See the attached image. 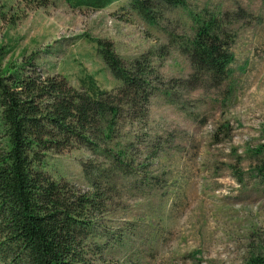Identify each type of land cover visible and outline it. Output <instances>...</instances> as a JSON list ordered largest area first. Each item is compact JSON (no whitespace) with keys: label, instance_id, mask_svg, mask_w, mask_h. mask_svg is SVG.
Returning a JSON list of instances; mask_svg holds the SVG:
<instances>
[{"label":"rangeland","instance_id":"374dc122","mask_svg":"<svg viewBox=\"0 0 264 264\" xmlns=\"http://www.w3.org/2000/svg\"><path fill=\"white\" fill-rule=\"evenodd\" d=\"M167 8L152 24L127 0L102 9L65 0H0L4 60L32 54L38 69L76 86L87 75L102 89L118 84L96 52V39L111 41L128 60L153 53L158 79L147 117L126 122L117 138H129L123 143L138 168L127 177L113 174L93 240L101 248L89 264H243L264 253V184L253 171L260 158L253 152L264 140L263 0H185L184 7ZM205 11L223 19L233 37L219 84L193 70L173 44L192 35L193 16ZM93 159L78 149L50 159L46 168L87 190L81 161Z\"/></svg>","mask_w":264,"mask_h":264},{"label":"trees","instance_id":"16d2710c","mask_svg":"<svg viewBox=\"0 0 264 264\" xmlns=\"http://www.w3.org/2000/svg\"><path fill=\"white\" fill-rule=\"evenodd\" d=\"M65 1L73 7L102 9L115 0ZM127 3L152 24L164 19L165 6L172 7L167 10L185 6V0ZM204 14L193 16L191 36L175 39L173 44L188 58L193 70L219 84L231 61L233 37L223 19L207 11ZM95 42L105 68L118 81L113 89L99 88L91 75L76 86L60 73L38 69L32 54L19 62L6 61L5 50L0 47L3 264H89L96 248H101L93 240L99 236L97 218L107 211L113 174L120 171L127 177L138 168L129 143H123L129 138H117L126 122L131 126L147 117L146 106L158 79L153 53L149 50L128 60L116 53L111 41ZM78 149H86L96 158L81 161L84 178L90 183L87 190L76 188L64 176H53L46 168L50 159ZM253 153L260 156L253 171L264 184V140ZM243 264H264V253L247 258Z\"/></svg>","mask_w":264,"mask_h":264}]
</instances>
